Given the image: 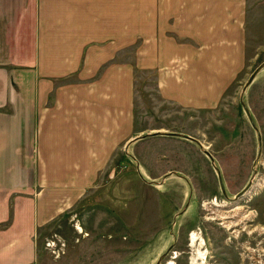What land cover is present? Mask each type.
I'll return each instance as SVG.
<instances>
[{"label":"crops","instance_id":"obj_1","mask_svg":"<svg viewBox=\"0 0 264 264\" xmlns=\"http://www.w3.org/2000/svg\"><path fill=\"white\" fill-rule=\"evenodd\" d=\"M246 8L0 0V264H37L41 229L134 146V70L153 71L159 97L189 117L218 106L247 68Z\"/></svg>","mask_w":264,"mask_h":264},{"label":"rangeland","instance_id":"obj_2","mask_svg":"<svg viewBox=\"0 0 264 264\" xmlns=\"http://www.w3.org/2000/svg\"><path fill=\"white\" fill-rule=\"evenodd\" d=\"M246 7L247 68L214 110L189 117L159 97L153 71L134 70L132 138L139 137L117 149L74 207L41 229L37 264H264V68L243 91L264 62V0H246ZM241 96L260 135L258 159ZM151 128L188 132L201 148ZM251 215L261 242L254 251L231 233L237 226H225ZM192 233L198 245H190Z\"/></svg>","mask_w":264,"mask_h":264},{"label":"water","instance_id":"obj_3","mask_svg":"<svg viewBox=\"0 0 264 264\" xmlns=\"http://www.w3.org/2000/svg\"><path fill=\"white\" fill-rule=\"evenodd\" d=\"M263 68H264V62L260 63V64H259V65L253 70V72L249 75V77H248V79H247V81H246V83H245V85H244V87H243V91H244V89H245L246 87H248V85L253 81V79L256 77V75H257V74H258ZM240 104H241V106H242V108H243V110H244V112H245V114H246L247 119L249 120L251 126L254 128V130L256 131L257 136H258V150H257V155H256V159H258L259 156H260V149H261V146H260V143H261L260 135H259V133H258L257 128L254 126V123H253V121H252V118H251V115H250L249 109H248V107L244 104V102H243V100H242V96L240 97ZM152 134H159V132H155V133H152ZM170 135H179V136H180V134H174V133H172V134H170ZM181 136H183L184 138H186V139H188V140H195V139H193V138L190 137V136H186V135H181ZM138 137H139V136H138ZM138 137H136V138H138ZM136 138H134V139H136ZM134 139H133V140H134ZM205 154H206V156L210 159V162L213 164V158H212V156H211L208 152H205ZM216 171H217L218 181H219V184H220L221 190H222V192H223V195L226 196V194L224 193L223 186H222V181H221L220 173H219V171H218L217 169H216ZM250 185H251V182H248L247 185H246L241 191H239L237 194H235L233 200L236 201V200H238L239 198H241V197L244 195V193L248 191V189L250 188Z\"/></svg>","mask_w":264,"mask_h":264},{"label":"flooded vegetation","instance_id":"obj_4","mask_svg":"<svg viewBox=\"0 0 264 264\" xmlns=\"http://www.w3.org/2000/svg\"><path fill=\"white\" fill-rule=\"evenodd\" d=\"M216 173H217V171H216ZM217 177H218V175H217ZM254 211L256 212V210L246 211V213L243 214L241 217L244 219L250 213H252ZM247 220H248V223H246V222H240V221L238 222L237 221V222H234L233 224H231L230 222H228V224L225 225V226H226V228L228 230L230 228L229 226H232V225L233 226H237L238 228L237 229H232L231 230V233L234 234L236 232L237 234H240L241 235V238H242L241 240H243V242H245V243H247L249 245H252L251 250L254 251L255 250L254 246H256L257 244H260L261 242H260L259 239H257V236L255 234H253V231L256 229V224H254V222H255L254 221V217L251 215V216H249L247 218ZM240 223H242V225H240ZM249 228H251V229H249ZM228 239H229V237H228ZM255 256L257 257L258 255L253 254L252 257H249V259H253L254 260Z\"/></svg>","mask_w":264,"mask_h":264},{"label":"bare ground","instance_id":"obj_5","mask_svg":"<svg viewBox=\"0 0 264 264\" xmlns=\"http://www.w3.org/2000/svg\"><path fill=\"white\" fill-rule=\"evenodd\" d=\"M218 210V209H217ZM211 212V211H210ZM189 240H190V245L191 246H193V245H198V243H197V241H198V239H197V236L195 235V233H192L191 235H189ZM199 255V254H198ZM195 258H197V257H195ZM192 261H194V258H193V260Z\"/></svg>","mask_w":264,"mask_h":264}]
</instances>
